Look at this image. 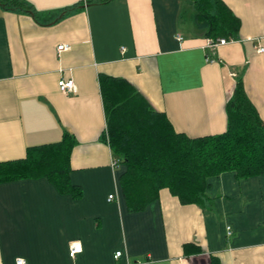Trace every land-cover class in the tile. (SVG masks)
Masks as SVG:
<instances>
[{
	"label": "crops",
	"instance_id": "0c3cea01",
	"mask_svg": "<svg viewBox=\"0 0 264 264\" xmlns=\"http://www.w3.org/2000/svg\"><path fill=\"white\" fill-rule=\"evenodd\" d=\"M24 1L29 12L0 5V162L71 135L70 184L82 194L47 177L0 183V264H264V174L210 178L203 206L162 189L129 210L100 82L126 80L177 132L200 137L227 130L241 79L264 119V0H223L241 26L214 49L189 0Z\"/></svg>",
	"mask_w": 264,
	"mask_h": 264
},
{
	"label": "trees",
	"instance_id": "16d2710c",
	"mask_svg": "<svg viewBox=\"0 0 264 264\" xmlns=\"http://www.w3.org/2000/svg\"><path fill=\"white\" fill-rule=\"evenodd\" d=\"M111 0H92L107 3ZM195 24L207 38H237L241 21L223 0H189ZM6 9L30 11L24 0H0ZM108 141L125 166L120 184L130 211H142L169 189L183 204L203 206L208 180L225 172L239 179L264 174V119L238 80L227 102V130L190 137L177 132L167 116L126 80L102 77ZM75 144L66 134L57 143L28 149L18 160L0 162V183L47 177L60 193L80 198L70 184V157Z\"/></svg>",
	"mask_w": 264,
	"mask_h": 264
},
{
	"label": "built area",
	"instance_id": "2783aa9c",
	"mask_svg": "<svg viewBox=\"0 0 264 264\" xmlns=\"http://www.w3.org/2000/svg\"><path fill=\"white\" fill-rule=\"evenodd\" d=\"M229 40L228 39H225V38H220V39H208L207 41V47L209 49H214L220 45H225L226 43H228ZM69 49V46L68 45H61L58 47V50L61 52L63 50H68ZM260 52H264V49H259ZM59 87L61 89V91L63 93H66V94H71V93H74L75 92V84H74V81L72 79H69V80H60L59 81ZM114 164L116 165L117 162L115 161ZM113 196H110V199H112ZM228 230H230V227L228 228ZM82 244L81 243H73L71 246H70V257L71 258H75L77 254L81 253L82 252ZM122 255L121 252H118L115 256V258H119L120 256ZM16 264H27L26 260L23 259V258H18L16 260Z\"/></svg>",
	"mask_w": 264,
	"mask_h": 264
},
{
	"label": "rangeland",
	"instance_id": "374dc122",
	"mask_svg": "<svg viewBox=\"0 0 264 264\" xmlns=\"http://www.w3.org/2000/svg\"><path fill=\"white\" fill-rule=\"evenodd\" d=\"M195 12V10H194V8L192 9V11H189V13H188V15H189V17H190V19L192 20V14ZM192 22H194L193 20H192ZM188 24H191V21L189 20L188 21Z\"/></svg>",
	"mask_w": 264,
	"mask_h": 264
}]
</instances>
